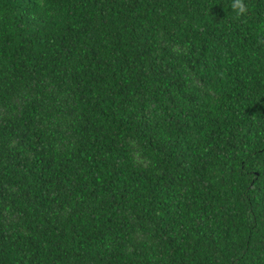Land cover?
Here are the masks:
<instances>
[{
  "label": "trees",
  "instance_id": "obj_1",
  "mask_svg": "<svg viewBox=\"0 0 264 264\" xmlns=\"http://www.w3.org/2000/svg\"><path fill=\"white\" fill-rule=\"evenodd\" d=\"M0 264H264V0H0Z\"/></svg>",
  "mask_w": 264,
  "mask_h": 264
}]
</instances>
